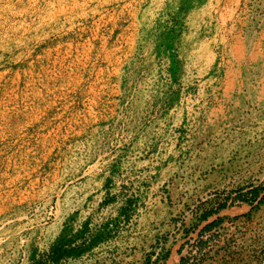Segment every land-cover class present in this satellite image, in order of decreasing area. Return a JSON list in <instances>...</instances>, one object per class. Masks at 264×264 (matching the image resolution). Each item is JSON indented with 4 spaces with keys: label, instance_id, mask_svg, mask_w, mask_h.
Masks as SVG:
<instances>
[{
    "label": "rangeland",
    "instance_id": "1",
    "mask_svg": "<svg viewBox=\"0 0 264 264\" xmlns=\"http://www.w3.org/2000/svg\"><path fill=\"white\" fill-rule=\"evenodd\" d=\"M0 264H264V0H0Z\"/></svg>",
    "mask_w": 264,
    "mask_h": 264
},
{
    "label": "trees",
    "instance_id": "2",
    "mask_svg": "<svg viewBox=\"0 0 264 264\" xmlns=\"http://www.w3.org/2000/svg\"><path fill=\"white\" fill-rule=\"evenodd\" d=\"M258 193H259V191L256 190V191H255V196H258ZM207 219H208L207 217H204V220H207ZM220 221H221V220L218 219V220H215V221H213V222L208 223V224L205 226V229H206L207 231L212 230L214 227H216L217 225H219ZM57 249H58V247H55V249L53 250V251L55 252V254H57V253H56V250H57ZM63 252L66 253V254H70V251L67 250V249H63ZM60 257H61V256H60Z\"/></svg>",
    "mask_w": 264,
    "mask_h": 264
}]
</instances>
